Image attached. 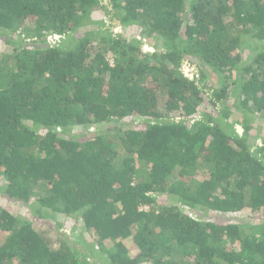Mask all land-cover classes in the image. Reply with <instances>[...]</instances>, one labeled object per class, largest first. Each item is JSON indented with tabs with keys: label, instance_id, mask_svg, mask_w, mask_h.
Here are the masks:
<instances>
[{
	"label": "trees",
	"instance_id": "obj_1",
	"mask_svg": "<svg viewBox=\"0 0 264 264\" xmlns=\"http://www.w3.org/2000/svg\"><path fill=\"white\" fill-rule=\"evenodd\" d=\"M99 9L121 31L69 46ZM241 34L264 41V0H0V194L90 233L0 204V264H264V47L242 62Z\"/></svg>",
	"mask_w": 264,
	"mask_h": 264
},
{
	"label": "rangeland",
	"instance_id": "obj_2",
	"mask_svg": "<svg viewBox=\"0 0 264 264\" xmlns=\"http://www.w3.org/2000/svg\"><path fill=\"white\" fill-rule=\"evenodd\" d=\"M108 9H111V4H107ZM92 19L95 20L96 22H91L89 23V25L87 27H83L80 29L79 33H75V35L71 36L68 40V45L69 46H74L76 44L75 40H78L80 37H82L84 35V33H86L88 30L94 29L97 27L96 24H102V21L105 20L106 22V26H110L112 28V30L114 32H119L121 31V22L118 18L113 17L111 13H109L108 11L105 12L102 9H99L98 11H94L92 13ZM227 20H231V18L227 19ZM129 34H133L136 35L138 37V32L136 30H134V28H132L130 30ZM237 34V33H236ZM142 38V37H141ZM6 37H1L0 38V51L1 49L7 51V49L12 50L13 46L9 43L5 42ZM54 42V40H52ZM157 45H162L161 41H158L155 44V41L153 39H149L148 43L145 42V49L147 51H156L157 49ZM12 46V47H11ZM264 47V41L258 39V38H250L249 35L247 34H241L240 35V45H239V50L238 52L241 54L242 56V62L247 61V63L252 59V57L254 56L255 52L257 51L258 48H263ZM161 49V48H159ZM163 49V47H162ZM107 57L110 60L111 63H113V54L111 52L107 53ZM183 69L184 72L193 77V76H199L200 75V69L198 68V66H190L187 64V62L184 63L183 65ZM207 76H208V81L207 83L209 84V86H211L213 89H220L221 88V83H220V78L219 75L216 74L214 71H212V69L208 66L205 67ZM213 89H210V87H208L207 91L209 93V96L213 95ZM237 98V96H234L230 98V100L228 101L227 105L232 106L235 103V99ZM237 100V99H236ZM219 108L221 109V114H225L226 110L225 108H223V104L221 103L219 105ZM237 109H231L230 113L231 115L227 118L229 124L231 125V127L240 135L247 133V128L245 125V117H242V114L238 111H236ZM226 121L223 122V124H225ZM252 123H253V130L254 132H251V136H250V142L255 145L254 148L256 146H260L263 141H264V116H259L258 114H253L252 116ZM231 127H229V129H231ZM254 133V134H253ZM204 177V173L201 172L200 175L197 177L198 179L202 180ZM0 187H2V183L0 182ZM0 204L6 208H9L10 210H12L16 215L18 216H22V217H34L36 219V226L37 227H43L45 229L50 228L51 231H56L57 229H55L56 227L59 228V231H61L62 233L68 235L69 237L72 236L73 242H76V244L78 245L79 242L77 241L80 237L81 238H87L89 239V234L87 233L85 230H83L84 228L80 227V225H75L73 226V224L70 223H65V220L63 218H61L60 216H58L57 214H53L51 213V211H48L46 209H39L40 207H38L36 204L27 208L25 206H23V204L20 203H16V202H9L8 200L3 198V195L0 194ZM35 206V207H34ZM247 213H244L242 215V221H246L247 220ZM71 226L74 227V229H71ZM55 227V228H54ZM246 230L251 232V226H247L245 227ZM3 232H0V238L4 239L5 235L3 236ZM76 240V241H75ZM222 244H232V242H229L227 240H224L222 242ZM236 244V243H234ZM81 246H84V244H79ZM109 245V244H108ZM111 245V244H110ZM109 245V246H110ZM128 245L131 248H135L134 244L132 243V241L130 243H128ZM54 246H58V244H54ZM137 251H132V254H135ZM103 261L100 258L95 259L94 263L95 264H103Z\"/></svg>",
	"mask_w": 264,
	"mask_h": 264
}]
</instances>
